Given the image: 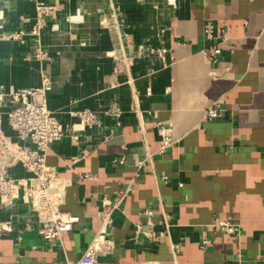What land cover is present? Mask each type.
<instances>
[{
    "label": "crops",
    "instance_id": "crops-1",
    "mask_svg": "<svg viewBox=\"0 0 264 264\" xmlns=\"http://www.w3.org/2000/svg\"><path fill=\"white\" fill-rule=\"evenodd\" d=\"M163 1L0 0L4 132L14 137L9 94L47 77V108L68 133L45 162L76 218L48 242L28 205L0 206L11 225L0 264H71L102 229L94 264H264V0ZM39 4L51 11L33 35ZM165 219L167 234L149 237Z\"/></svg>",
    "mask_w": 264,
    "mask_h": 264
},
{
    "label": "built area",
    "instance_id": "built-area-1",
    "mask_svg": "<svg viewBox=\"0 0 264 264\" xmlns=\"http://www.w3.org/2000/svg\"><path fill=\"white\" fill-rule=\"evenodd\" d=\"M48 10L51 11V8H45L42 4L38 5V27L31 31L33 35H36L43 27V16ZM205 32L210 36V27H207ZM8 39L20 40L21 33L11 34ZM219 53L220 48L217 45L213 46L209 54L211 61L216 62ZM49 84V79L42 77L39 86L16 90L8 96L14 107L6 113V122L14 137L4 132L0 118V206L10 207L16 200L28 205L42 222L47 223L39 234L45 241L52 242L61 239L65 233L69 232L76 218L60 211L65 186L56 171L45 162L48 146L61 140L68 133V128L63 126L47 108L46 96ZM2 100L3 95H0V101ZM217 115L218 113L214 110L207 112L209 118ZM79 117L82 124L90 125L94 122V115L91 113H82ZM162 138L160 152H163L170 142L166 132H163ZM117 163L122 164L123 158H120ZM141 164L142 162L139 163ZM14 165H19L28 176L11 177L9 169ZM160 179L167 181L165 176H161ZM101 219L105 227L109 226L110 211H106ZM218 226L228 233L237 231V227L228 223L218 224ZM164 227L165 232L158 236L153 233H148V236L160 237L167 234L169 225L166 219ZM10 231L11 225L8 222H0V238ZM107 243L106 230L102 229L95 235L81 258L71 264H94L95 257ZM208 243L207 240L203 241V245Z\"/></svg>",
    "mask_w": 264,
    "mask_h": 264
},
{
    "label": "rangeland",
    "instance_id": "rangeland-1",
    "mask_svg": "<svg viewBox=\"0 0 264 264\" xmlns=\"http://www.w3.org/2000/svg\"><path fill=\"white\" fill-rule=\"evenodd\" d=\"M173 1H174V0H164V1H163V2H164L163 4H167V5L170 6V5L173 3Z\"/></svg>",
    "mask_w": 264,
    "mask_h": 264
}]
</instances>
